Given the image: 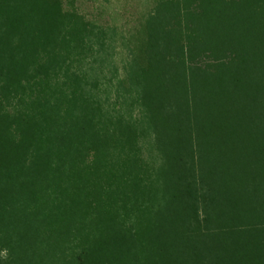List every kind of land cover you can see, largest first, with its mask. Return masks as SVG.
<instances>
[{"label":"trees","instance_id":"16d2710c","mask_svg":"<svg viewBox=\"0 0 264 264\" xmlns=\"http://www.w3.org/2000/svg\"><path fill=\"white\" fill-rule=\"evenodd\" d=\"M0 0V264H264V0Z\"/></svg>","mask_w":264,"mask_h":264},{"label":"rangeland","instance_id":"374dc122","mask_svg":"<svg viewBox=\"0 0 264 264\" xmlns=\"http://www.w3.org/2000/svg\"><path fill=\"white\" fill-rule=\"evenodd\" d=\"M82 7L89 14L112 20L115 23H125L130 20L140 6L134 0H83Z\"/></svg>","mask_w":264,"mask_h":264}]
</instances>
